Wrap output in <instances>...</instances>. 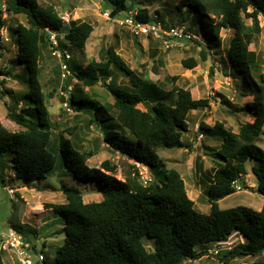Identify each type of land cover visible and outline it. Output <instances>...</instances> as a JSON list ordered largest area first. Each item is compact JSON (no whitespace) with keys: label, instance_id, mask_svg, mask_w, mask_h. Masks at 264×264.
Segmentation results:
<instances>
[{"label":"trees","instance_id":"16d2710c","mask_svg":"<svg viewBox=\"0 0 264 264\" xmlns=\"http://www.w3.org/2000/svg\"><path fill=\"white\" fill-rule=\"evenodd\" d=\"M106 1L112 7L113 16L129 8L127 0ZM11 3L9 9L26 14L29 22V25L18 24L13 30L18 34L16 59L25 64L29 72L26 98L34 107L17 111L15 106L8 112V118L24 127L19 131L9 130L0 117V155H10L16 177L24 180L45 178L57 163L65 162L68 170L78 177L98 180L104 196L101 201L86 202L80 188L64 184L61 190L67 201L44 204L65 221L61 231L66 232V239L56 248V263L192 264L209 254L197 246L226 241L236 230L245 241L218 251L216 256L220 261L230 264L236 258L252 256L256 260L248 264H264V206L260 210L245 205L220 206L221 199L237 191L235 183L248 173L246 163L251 159L257 161L252 166L257 191L264 195V149L256 143L264 130V71L257 53L249 47L250 35L261 31L264 0H179L177 4L181 11L188 6L199 14L197 20L201 21L202 33H198L207 43L191 41L204 46L201 50L204 60L207 52L219 43L223 29L234 31L225 64L230 62L241 72L244 88L254 96L246 102L252 119L242 124L238 132L226 128L222 121L214 125L202 121L198 126L202 134H217L222 138L219 148L207 146L213 150L216 164L207 190L211 203L208 213L196 209L182 173L166 166L159 149L183 147L186 144L183 135L189 130V114L209 107L210 98H194L190 88L174 86L175 96L170 102L172 92L160 90L151 79H142L113 46L108 48L106 60L91 58L84 66L74 61L69 64L71 75L61 89L69 92L68 101L77 112L76 120H85L81 114H87L84 128L96 124L107 146L135 161L123 178L117 177L118 164L110 159L100 166H91L89 160L99 148L82 151L74 148L78 123L59 129L60 124L49 110L40 61L43 50L51 48L47 28L61 33L59 46L62 51H69V47L85 49L94 26L75 19L65 22L54 2L16 0ZM138 11V19H152L149 8L142 7ZM248 18L252 20L251 25L247 24ZM193 20L196 23V18ZM2 26L0 19V29ZM183 63L189 68L198 65L191 57ZM117 68L129 76L132 87L114 84L112 71ZM58 75H61L59 70ZM110 78L111 81L106 82ZM99 82L111 92L113 103L100 102L87 89ZM241 93L247 97L246 93ZM60 99L66 100L62 95ZM117 120L121 129H117ZM58 145L62 146V160L56 152ZM186 146H190L189 143ZM138 163L151 171L152 179L147 184L141 179ZM9 222L8 227L17 229L28 240H31L28 233L33 236L39 233L31 225H24L27 231L22 230L23 226L13 218ZM4 261L0 253V264H5Z\"/></svg>","mask_w":264,"mask_h":264},{"label":"rangeland","instance_id":"374dc122","mask_svg":"<svg viewBox=\"0 0 264 264\" xmlns=\"http://www.w3.org/2000/svg\"><path fill=\"white\" fill-rule=\"evenodd\" d=\"M15 1L0 0V19L3 25L7 27V36L10 39L7 41L0 36V117L3 124L11 131H19L24 127L8 118V112L15 106L17 111L30 110L31 107H34L33 102H29L26 98L29 72L26 65L16 59L19 48L18 34L13 30L16 25H29V22L26 14L14 13L9 9L11 2ZM40 1L43 4L54 2L57 4L60 13L70 20L88 21L94 26V31L89 37L85 49L69 47V52L73 57L68 60L70 65L77 61L84 66L91 58L106 60L108 48L113 46L129 67L142 79L145 81L147 78L151 79L157 82L160 90H165L166 93L172 92L169 94L170 102L171 97L175 96L172 91L174 86L190 88L194 98H210L211 102L208 108L192 111L189 114L187 118L189 130L183 135L186 144L180 148L159 149V154L166 166L176 168L182 173L188 193L196 203V209L208 213L211 203L208 199L207 190L213 180L216 164L213 150L207 149V146L219 148L222 138L217 134L212 136L203 133L204 137L198 140L197 136L201 133L198 126L205 119L211 125L217 121H222L226 128L238 132L240 126L249 121L251 117L246 102L254 97L250 95L251 92H248L247 88H244V77L241 72L236 70L230 62L225 64L234 31L223 29L219 43L214 45V49L207 52V57L204 60L201 52L203 45H197L191 40H186L177 46L167 48L162 41L155 38L134 36L126 27L121 26L115 20L116 16L121 18L130 11L147 7L150 9V17L154 20L161 19L167 25L186 26L187 30L193 33H202V24L201 21L197 20L199 18L197 11L188 6L182 11L179 10L177 8L179 0H127L129 8L118 12L116 16L111 14L112 7L106 0ZM195 18L196 23L193 20ZM246 21L247 24H252L251 18ZM260 26L261 31L259 33L250 35L249 47L257 53L261 70L264 71L263 15H260ZM202 43L206 44L207 41L204 39ZM190 57L196 60L197 66L189 68L183 63L185 59ZM61 61L53 54L50 47L43 50L40 61L42 67L41 80L53 119L60 124L59 129H66L68 126L78 123V137L73 138L76 140V144L73 145L74 148L82 151L98 147L99 152L89 160V164L100 166L104 160L110 159L118 164L117 177L123 178L135 161L107 146L102 139L101 129L96 124H93L89 129L84 128L86 126L85 120L89 117L87 114H81L85 120H76L77 112L74 110L69 112L64 108L60 99L61 85L71 74H67V77L63 76ZM219 64L222 67H219ZM8 70L11 71V74L7 73ZM58 70L61 71V75H58ZM257 73L255 72L256 77H258ZM112 76L116 86L132 87L129 76L120 68L114 69ZM76 81L74 79V82ZM108 81H111V78L106 82ZM101 82L91 88L87 87V89L100 102L113 103V95ZM136 90L141 91L139 88ZM242 91L246 93V98L242 95ZM51 93L54 94L50 95ZM140 106L144 108V105L141 104ZM117 121L119 123V125L116 123L117 129H121L120 121ZM66 135L70 136L69 133ZM188 143L190 146L187 147ZM256 143L264 149V130ZM56 152L58 157L59 155L62 156V160L64 156L62 146L58 145ZM64 163H57L51 174L45 178L24 180L16 177L10 155H0V230H7V221L11 216L20 226H23L22 230L27 231L19 221L32 222L35 225L33 227H36L34 229H37L39 233L36 236L28 233L30 241L37 246L38 250L45 252L47 259L45 263L37 264H57L55 261L56 248L62 245L66 239V232L61 231L63 224L56 217L58 213L52 208H44L45 203H65L67 201L66 194L61 190L64 184L80 188L84 193L86 202H98L104 198L98 180L80 178L70 172ZM255 163H257L255 159L247 161L248 173L241 176L237 183L241 188L220 200L222 208L245 205L260 210L264 206V195L257 191L256 176L252 172V166ZM136 165L140 170H146L152 177L151 171L146 166L139 163ZM11 187L15 189L14 194L8 191ZM226 240L227 242L223 244L217 242L197 246V249L206 250L209 254L193 261L192 264H224L216 256L217 249H230L238 242H244L245 238L235 230ZM148 244V247L152 249L151 244ZM254 260L256 258L252 256L240 257L234 259L230 264H248ZM5 264L10 263L5 261Z\"/></svg>","mask_w":264,"mask_h":264},{"label":"built area","instance_id":"2783aa9c","mask_svg":"<svg viewBox=\"0 0 264 264\" xmlns=\"http://www.w3.org/2000/svg\"><path fill=\"white\" fill-rule=\"evenodd\" d=\"M139 14L138 10L130 11L123 17H115L116 22H118L121 26L126 27L130 33L137 37H152L157 40H161L163 44L169 48L174 47L182 43L186 40L196 39L200 42L203 41V37L201 34L193 33L192 31L187 30L186 26H172L167 25L161 19H151L148 21L140 20L137 18ZM62 18L65 22L69 23L70 19L62 14ZM49 33L51 48L53 49V54L56 55L59 59H61V66L63 70V76L67 77V74H70L69 63L68 60L71 59L72 54L66 50L62 51L59 46V34L57 31H53L50 29H46ZM63 35V34H62ZM0 36L10 40L7 36V27L3 25L0 29ZM219 67H222L219 64ZM69 89H72V86H69ZM60 95L65 96V101L63 102V106L69 112H73L69 105V92L61 89ZM204 135L200 133L198 135V139H202ZM141 179L145 184H147L152 177L147 171L140 170ZM235 183L236 188L239 190L241 187ZM8 191L11 194L15 193L14 188H9ZM226 241H219L218 244L226 243ZM231 248V247H230ZM222 249H217V252ZM9 253L11 255V260L13 264H37V263H45L46 254L43 250H38L37 246L34 245L30 240H28L21 232L13 227H8L6 231L0 230V253Z\"/></svg>","mask_w":264,"mask_h":264},{"label":"crops","instance_id":"0c3cea01","mask_svg":"<svg viewBox=\"0 0 264 264\" xmlns=\"http://www.w3.org/2000/svg\"><path fill=\"white\" fill-rule=\"evenodd\" d=\"M76 20V19H75ZM200 98V97H199ZM208 108V107H207ZM193 111H197V110H193ZM252 119V115H251V117H250V119H249V121ZM84 120V119H83ZM205 121L208 123V121H207V119H205ZM211 125V124H210ZM45 208V207H44ZM49 209V208H48ZM47 209V210H48ZM44 210V209H43ZM47 210H45V211H47ZM54 211V210H53ZM56 215H58V216H56V217H58L57 219H59L60 221H61V223L63 224V227H64V223H65V221H64V219H63V217H61V215H59V214H56ZM11 218H13V216H11L9 219H8V226H9V224H10V222H9V220H11ZM14 219V218H13ZM16 221V220H15ZM17 223V222H16ZM19 223L20 224H22V225H31V227H33V226H35L34 224H32V222H29V221H19ZM18 224V223H17ZM37 226V225H36ZM33 228H36V227H33ZM39 232V231H38ZM3 256H4V260L5 261H8L10 264H13V262H12V260H11V255L9 254V253H3ZM4 261V262H5Z\"/></svg>","mask_w":264,"mask_h":264}]
</instances>
